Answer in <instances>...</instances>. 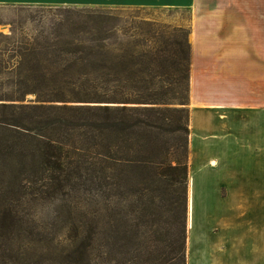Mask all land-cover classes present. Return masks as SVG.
Listing matches in <instances>:
<instances>
[{"label":"trees","instance_id":"trees-1","mask_svg":"<svg viewBox=\"0 0 264 264\" xmlns=\"http://www.w3.org/2000/svg\"><path fill=\"white\" fill-rule=\"evenodd\" d=\"M90 19L95 24H56L11 51L25 64L17 74L24 92L0 96V264L86 258L83 232L47 233L17 217L24 199L76 187L132 198L139 230L159 217V256L152 263L144 245L129 264H186L189 32L165 38L147 28L122 39ZM37 93L36 103H15ZM60 238L68 248L57 250Z\"/></svg>","mask_w":264,"mask_h":264},{"label":"crops","instance_id":"crops-1","mask_svg":"<svg viewBox=\"0 0 264 264\" xmlns=\"http://www.w3.org/2000/svg\"><path fill=\"white\" fill-rule=\"evenodd\" d=\"M190 14L186 264H264V0H0Z\"/></svg>","mask_w":264,"mask_h":264},{"label":"rangeland","instance_id":"rangeland-1","mask_svg":"<svg viewBox=\"0 0 264 264\" xmlns=\"http://www.w3.org/2000/svg\"><path fill=\"white\" fill-rule=\"evenodd\" d=\"M90 18H97L105 28L114 27L117 30V37L122 39L146 36L144 30L147 28L155 31L152 35L172 38L178 35L174 30L182 29L189 32L190 14L164 8L0 4V96L22 98L20 93L24 92V86L18 81L22 77L17 74L19 71L23 73L25 64L11 52L12 50L48 34L56 24L65 25L68 21L95 24L89 21ZM187 41L191 46L189 36ZM37 98L38 93L28 94L23 96V102L15 103H36ZM185 108L189 112V101ZM28 199L23 200L17 217L29 220L47 233L62 230V233L67 234L76 229L83 232V237L90 238L84 240L88 242V246L81 248L85 251L86 258L75 256L70 258L72 261L70 264H129L131 255L137 250L144 249V245L145 248L149 247L154 263L159 256L160 246L165 243L163 237L165 231L161 229L163 225L159 224L158 216L152 217L150 225L147 222L146 230H139L136 227L138 217L135 213L134 200L105 198V187L65 188L63 193L53 198L35 202H29ZM139 231L145 232L142 233L143 237ZM69 244L60 238L55 246L60 250L68 248ZM67 263L63 259L57 260V264Z\"/></svg>","mask_w":264,"mask_h":264}]
</instances>
